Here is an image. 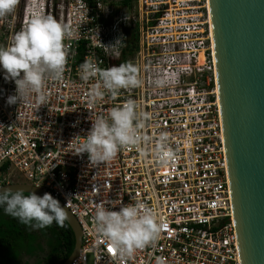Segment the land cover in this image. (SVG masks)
Listing matches in <instances>:
<instances>
[{
    "label": "built area",
    "instance_id": "obj_1",
    "mask_svg": "<svg viewBox=\"0 0 264 264\" xmlns=\"http://www.w3.org/2000/svg\"><path fill=\"white\" fill-rule=\"evenodd\" d=\"M37 14L68 24L74 35L65 41L63 80H46L41 107L35 98L9 105L16 85L0 67V183L16 172L76 218L81 244L70 264H242L206 0H20L0 18V46ZM86 58L102 69L131 62L144 83L90 104L98 80L81 79ZM158 75L169 83L156 87ZM128 99L148 114L142 134L149 141L91 165L77 150L92 120ZM162 132L175 152L167 165L154 152ZM120 200L142 203L164 225L154 245L131 257L110 252L94 221L96 203L119 211Z\"/></svg>",
    "mask_w": 264,
    "mask_h": 264
},
{
    "label": "clouds",
    "instance_id": "obj_2",
    "mask_svg": "<svg viewBox=\"0 0 264 264\" xmlns=\"http://www.w3.org/2000/svg\"><path fill=\"white\" fill-rule=\"evenodd\" d=\"M19 3L20 0H0V18L12 14ZM73 35L68 24L51 15L37 14L30 18L26 28L15 33L8 46H0L4 79L14 81L16 85V94L7 99L9 105L30 104L33 98L40 107L47 102L46 80H63L69 54L65 41ZM79 69L82 80H98L88 93L90 104L102 100L106 94L118 97L121 90L138 88L144 83L141 69L131 62L102 69L98 63L86 58ZM153 83L156 87H164L169 80L158 75ZM147 119L148 114L139 110L136 101L128 99L122 106L111 108L107 117L98 116L92 120L91 129L77 153H87L90 164L96 167L110 162L122 148L149 141L150 137L142 134ZM154 152L162 165L175 159L168 133L159 134ZM107 203L116 207L115 201ZM119 205V211H112L105 201L96 203V231L120 257H131L137 250L154 245L164 225L155 212L142 203L125 205L120 200ZM0 207L5 214L33 230L50 227L53 223L63 227L68 219L65 208L49 193L39 196L35 192L26 194L24 190L4 189L0 191ZM158 264L162 261L158 260Z\"/></svg>",
    "mask_w": 264,
    "mask_h": 264
},
{
    "label": "water",
    "instance_id": "obj_3",
    "mask_svg": "<svg viewBox=\"0 0 264 264\" xmlns=\"http://www.w3.org/2000/svg\"><path fill=\"white\" fill-rule=\"evenodd\" d=\"M209 4L241 261L264 264V0H209ZM4 189L49 193L27 182L0 184V191ZM60 204L74 234L73 250L60 264H70L80 249L81 229Z\"/></svg>",
    "mask_w": 264,
    "mask_h": 264
},
{
    "label": "trees",
    "instance_id": "obj_4",
    "mask_svg": "<svg viewBox=\"0 0 264 264\" xmlns=\"http://www.w3.org/2000/svg\"><path fill=\"white\" fill-rule=\"evenodd\" d=\"M73 247L74 234L66 221L63 227L53 223L50 227L33 230L5 214L0 207V264H10L22 251L31 255L46 251L38 264H60Z\"/></svg>",
    "mask_w": 264,
    "mask_h": 264
},
{
    "label": "rangeland",
    "instance_id": "obj_5",
    "mask_svg": "<svg viewBox=\"0 0 264 264\" xmlns=\"http://www.w3.org/2000/svg\"><path fill=\"white\" fill-rule=\"evenodd\" d=\"M8 183L9 182H23V179L14 172L13 175L10 178H7ZM6 182V181H5ZM3 184V183H0ZM46 254V251H36L34 254H27L24 251H22L17 259L12 261L10 264H38V262L44 257Z\"/></svg>",
    "mask_w": 264,
    "mask_h": 264
},
{
    "label": "bare ground",
    "instance_id": "obj_6",
    "mask_svg": "<svg viewBox=\"0 0 264 264\" xmlns=\"http://www.w3.org/2000/svg\"><path fill=\"white\" fill-rule=\"evenodd\" d=\"M208 8L210 9V4H209V0H206ZM210 11V10H209ZM210 14V12H209ZM210 16V15H209ZM210 27H211V35L213 36V30H212V21H211V17H210ZM213 51H214V40H213ZM199 60H202V54L199 55Z\"/></svg>",
    "mask_w": 264,
    "mask_h": 264
},
{
    "label": "snow or ice",
    "instance_id": "obj_7",
    "mask_svg": "<svg viewBox=\"0 0 264 264\" xmlns=\"http://www.w3.org/2000/svg\"><path fill=\"white\" fill-rule=\"evenodd\" d=\"M109 251L111 252V251H113L111 248H109Z\"/></svg>",
    "mask_w": 264,
    "mask_h": 264
}]
</instances>
